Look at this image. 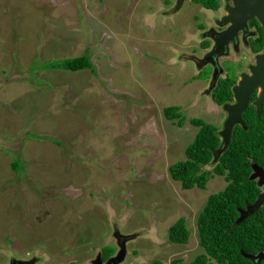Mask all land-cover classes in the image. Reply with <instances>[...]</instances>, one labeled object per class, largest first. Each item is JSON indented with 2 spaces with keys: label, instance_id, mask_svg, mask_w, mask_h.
Returning a JSON list of instances; mask_svg holds the SVG:
<instances>
[{
  "label": "rangeland",
  "instance_id": "obj_1",
  "mask_svg": "<svg viewBox=\"0 0 264 264\" xmlns=\"http://www.w3.org/2000/svg\"><path fill=\"white\" fill-rule=\"evenodd\" d=\"M166 1L0 0V264L88 259L118 234L126 264L202 252L194 222L224 184L213 177L205 190H183L167 169L197 131L189 119H222L187 60L202 58L213 15ZM85 52L94 73L38 69ZM168 106L183 126L164 118ZM180 217L188 243L167 246Z\"/></svg>",
  "mask_w": 264,
  "mask_h": 264
},
{
  "label": "flooded vegetation",
  "instance_id": "obj_2",
  "mask_svg": "<svg viewBox=\"0 0 264 264\" xmlns=\"http://www.w3.org/2000/svg\"><path fill=\"white\" fill-rule=\"evenodd\" d=\"M186 1L187 0H175V3L172 5V7L175 9L178 8L180 10ZM166 2L169 4L168 0ZM189 3L192 5H200L195 0H189ZM217 3L218 8L216 10L207 9L200 5L212 13L214 27L209 26L205 29L206 26H204V24H198L199 31L202 32L205 29L204 32L201 33L202 38L198 44L199 47L201 46L204 53L202 58H196L194 54L191 53V55L187 57V60L193 62L194 67L199 69L194 81L206 82L207 88L203 91V95L208 98L209 103L213 104L217 110L221 111L222 119L216 120V123H213L206 121L204 118H196L202 120L206 124L212 125L217 130L216 132L219 137L220 144L217 150L213 152V168L218 157L224 150L227 149L221 150V144L223 140L221 132L224 130L225 123L229 118V111L233 110V108L238 105V100L234 95V88L240 86V82H251L248 81V78L253 79L252 81L255 80L253 83H248V86L252 85V88L246 91V103H242L245 104V108L240 113V120L235 121L231 126L228 143L230 144L234 136L240 135V140H242L244 143L252 142L256 144V147L253 149V151L251 150L249 153L247 150V157L249 160V174L247 175V179L253 183L251 191L254 193V197L252 201L246 202L242 206H235V208L238 212V219L240 216V211L247 210V208L251 207L258 199H263L258 208L251 215H248L243 219L245 220L246 218L257 214V216L254 217L249 223L246 232V238L249 242V244L246 246L247 250H240V255L242 256L243 264H264V71H262V73L257 72L254 74L252 70L255 67H258L259 64L263 65L261 67L262 69L264 67V25H262L261 21L256 16H252L250 19L245 20L244 24L226 43L225 54L219 57L211 56L210 61L207 58L210 56L214 48L215 38L219 37L228 28L233 26L231 22H227L226 20L231 17L230 11H238L233 0H217ZM218 12L221 13L222 16L214 17V15L216 16V13ZM205 45L207 47L204 48L203 46ZM206 68H210V71L205 72ZM202 72L203 74L205 73L204 77H201ZM220 98L221 101L218 102L217 99ZM196 128L198 131V127ZM211 169L207 170L204 168L203 170L211 172ZM213 177H219L221 179V184H224L225 188L227 182L223 176L215 175ZM224 188L217 190V192L214 191L212 194L218 193ZM212 194H209L206 197V200ZM200 211L201 209L198 211L197 217ZM197 217L194 222L195 230L193 234L197 238V247H199L202 252L194 255L191 260L181 256L170 260L168 264H171L172 261L176 259L180 260V264H189L194 260L195 257L205 253L202 247L199 245V235L196 224ZM185 225L187 227L186 220ZM117 237L118 241L120 239L122 242L123 238L121 237H123V235L118 234ZM129 241L130 240L127 241V244ZM165 243L167 246H178V244L169 242L168 234ZM113 248L114 252L112 254H109V250H104L101 248L99 251L94 253L91 258L80 261L70 260L67 264H106V262L111 257L118 253V242H116ZM128 257L129 255L126 253L124 260L119 264H126ZM27 260H29V258ZM207 260L211 262L210 264H215V261L210 258L209 255H207ZM34 264H36L35 261Z\"/></svg>",
  "mask_w": 264,
  "mask_h": 264
},
{
  "label": "trees",
  "instance_id": "obj_3",
  "mask_svg": "<svg viewBox=\"0 0 264 264\" xmlns=\"http://www.w3.org/2000/svg\"><path fill=\"white\" fill-rule=\"evenodd\" d=\"M195 1L207 9L216 10L218 8L217 0ZM38 69L72 72L87 69L91 73L95 72L87 52L75 58L44 62ZM217 101H221V98ZM163 116L178 126H183L186 121V117L177 106L163 108ZM189 123L198 127V131L184 149V160L175 162L168 167L169 177L178 182L183 190L195 187L203 190L206 188L207 182L215 175L223 176L227 182L222 191L207 198L197 217L199 245L205 253L195 257L189 264H210L207 255L215 261V264H243L240 250H247L246 246L249 242L246 232L249 223L257 214L236 224L238 212L235 206H242L244 203L252 201L254 197V193L251 191L253 183L247 179L249 174L247 150L250 153L256 144L244 143L240 140V135L234 136L227 149L218 157L212 171H205L202 168L212 163L213 152L220 144L217 130L197 118L189 119ZM37 138L47 139L45 136H37ZM10 168L17 174H21L23 169L18 160L13 161ZM190 234L184 218L181 217L168 229V240L173 244L185 245L188 243ZM103 249L109 250V254L114 252V248L111 246H104ZM153 264H160V262L154 261ZM171 264H180V260H173Z\"/></svg>",
  "mask_w": 264,
  "mask_h": 264
},
{
  "label": "water",
  "instance_id": "obj_4",
  "mask_svg": "<svg viewBox=\"0 0 264 264\" xmlns=\"http://www.w3.org/2000/svg\"><path fill=\"white\" fill-rule=\"evenodd\" d=\"M235 2V5L237 7L236 11H230L231 17H229L227 22L232 23V27L228 28L225 32H223L219 37L215 38V45L214 48L210 54V56L207 58L211 61V56H222L225 54V45L226 43L231 39V37L236 33V31L244 24L245 20L250 19L252 16H256L264 25V0H233ZM263 65L259 64L258 67H255L253 70L254 74L257 72L262 73L264 71L261 68ZM248 81L251 82H240V86H237L234 88V95L236 96V99L238 100V105L233 108V110L229 111V118L227 119L225 123V128L221 132V136L223 138L222 144H221V150H224L228 146L229 142V135L231 126L235 121L240 120V113L245 108V104H242L243 102L246 103V91L250 90L252 88V85L248 86V83H253V79L248 78ZM244 93V96H243ZM243 96V97H242ZM263 199H258L251 207L247 208L245 211H240V216L236 221V224L240 223L245 217L248 215H251L261 204ZM115 238L118 241L117 235H115ZM119 251L118 253L111 257L106 264H119L121 263L126 255V248H125V238L122 242L118 243ZM10 264H34V260L24 261V260H11Z\"/></svg>",
  "mask_w": 264,
  "mask_h": 264
}]
</instances>
